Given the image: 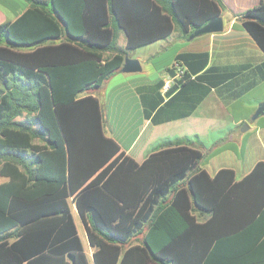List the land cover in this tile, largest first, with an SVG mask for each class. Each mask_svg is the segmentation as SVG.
Segmentation results:
<instances>
[{"label": "trees", "instance_id": "16d2710c", "mask_svg": "<svg viewBox=\"0 0 264 264\" xmlns=\"http://www.w3.org/2000/svg\"><path fill=\"white\" fill-rule=\"evenodd\" d=\"M224 8L223 0H31L0 24V264H264V160L241 179L227 167L211 175L203 151L187 144L139 163L106 134L90 91L130 49L175 30L188 38ZM240 19L264 51V0Z\"/></svg>", "mask_w": 264, "mask_h": 264}, {"label": "crops", "instance_id": "0c3cea01", "mask_svg": "<svg viewBox=\"0 0 264 264\" xmlns=\"http://www.w3.org/2000/svg\"><path fill=\"white\" fill-rule=\"evenodd\" d=\"M223 1V31L185 38L175 30L166 38L137 47L148 50L135 56L128 54L137 48L130 49L126 56L139 59L142 69L136 72L119 69L100 88L90 90L101 102L106 134L137 162H143L163 145L187 144L203 151L202 167L211 175L227 167L234 169L236 178L241 179L264 160V113L253 118L264 100V51L240 19L241 12L260 0ZM30 6L31 0H0V24L14 21ZM121 34L125 42L119 43L118 39V44L125 47L126 35L123 31ZM183 54L203 55L182 58ZM176 60L186 64L193 80L170 94L164 95L160 89L159 94L157 86ZM108 83L112 87L110 93L104 90ZM160 98L163 102L152 107ZM109 104L114 107L110 112ZM109 119L119 122V132L110 126ZM241 126L242 131H238ZM253 129L263 137L262 145L255 150L252 139L246 135ZM224 130L228 133L218 138L226 140L218 141L215 148L208 150L205 141L211 131ZM254 152L257 157L239 174V163L249 161ZM218 156L224 158L210 169L208 165ZM72 204L81 235L82 220Z\"/></svg>", "mask_w": 264, "mask_h": 264}, {"label": "rangeland", "instance_id": "374dc122", "mask_svg": "<svg viewBox=\"0 0 264 264\" xmlns=\"http://www.w3.org/2000/svg\"><path fill=\"white\" fill-rule=\"evenodd\" d=\"M124 42H125V36H124V34H121L120 38H119V43H124ZM140 49H142V50H140ZM145 50H148V48L147 47H142V48L133 49V50L129 51L128 55L129 56H135L136 54H139L141 51H145ZM107 85H108L107 88H104V90L106 89L105 91H108V93H110L112 91L111 84L108 83ZM107 108H108V110L110 112V110L113 109L114 107L109 104ZM108 122H109L110 126H113L115 128V132H119V122H117V120L109 119ZM108 122H107V126H109ZM242 128L243 127L241 126L240 128H237V129H238V131H242L241 130ZM227 133L228 132L226 130H224V131H211L209 137H207L206 141H205L208 150L215 148L217 146V144H218V141L222 142L223 140H226L224 138H220L219 139L218 137L219 136H225ZM246 135H247L248 138L252 139V147H253L254 150L256 149V147H260L262 145L263 137H262L260 132H258L255 129H253L252 131H248V133ZM255 154H256V152L252 153V156L250 157L249 161L239 163L240 164L239 167H238L239 174H241L245 170L246 166L250 162H252V160H254L257 157V155H255ZM223 158H224V156L216 157L208 165L209 168L212 169L213 167H216L221 162V160ZM5 180H7V178L0 175V183L5 181ZM72 207H73V204H72ZM75 215H76V218H77V220L79 222V216L77 215V213ZM82 225H83V222H82ZM82 225H81V223L79 225L80 229H81V237H82V239L84 241V244H85L87 252L91 255L92 252H93V248L90 246V244L88 242V238H87V234H86L85 228H83Z\"/></svg>", "mask_w": 264, "mask_h": 264}, {"label": "water", "instance_id": "95a60500", "mask_svg": "<svg viewBox=\"0 0 264 264\" xmlns=\"http://www.w3.org/2000/svg\"><path fill=\"white\" fill-rule=\"evenodd\" d=\"M224 29V21L222 16L216 17L208 21L206 24L197 27L189 36L194 38L196 36L205 33L221 32ZM142 69V65L139 59L125 56L124 63L121 70L124 72H136ZM264 113V100L261 101L253 115V118H257L260 114Z\"/></svg>", "mask_w": 264, "mask_h": 264}, {"label": "built area", "instance_id": "2783aa9c", "mask_svg": "<svg viewBox=\"0 0 264 264\" xmlns=\"http://www.w3.org/2000/svg\"><path fill=\"white\" fill-rule=\"evenodd\" d=\"M190 75L188 67L181 60H176L168 69L165 76L164 84L162 86V93L164 95L174 86L180 83L182 80H186V76ZM193 78V75H190Z\"/></svg>", "mask_w": 264, "mask_h": 264}]
</instances>
